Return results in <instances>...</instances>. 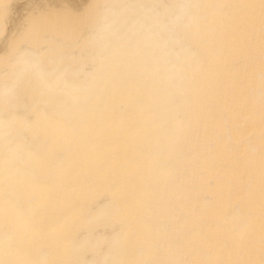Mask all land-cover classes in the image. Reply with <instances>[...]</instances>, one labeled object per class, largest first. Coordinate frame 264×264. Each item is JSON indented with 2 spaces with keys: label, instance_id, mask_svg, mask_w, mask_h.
Wrapping results in <instances>:
<instances>
[{
  "label": "bare ground",
  "instance_id": "bare-ground-1",
  "mask_svg": "<svg viewBox=\"0 0 264 264\" xmlns=\"http://www.w3.org/2000/svg\"><path fill=\"white\" fill-rule=\"evenodd\" d=\"M242 16L248 18L249 36L243 44L240 71L251 111L232 113L237 127L230 144L239 154L247 153L250 195L242 193L240 208L225 213L219 206L226 197L217 193L215 208H207L195 221L189 218L188 227L196 225L190 242L177 241L171 237L175 227L167 205L169 170L164 154L189 122L200 129L201 140L205 128H215L206 105L210 90L220 83L206 79V40ZM262 19L260 0H0V189L18 178L22 165L14 156L16 146L47 128L68 157L82 156L99 166L135 161L132 171L139 170L142 186L138 195L154 201L143 208L142 219L124 228L113 230L111 224L98 223L92 243L99 238L104 244L92 249L83 242L84 233L75 234L80 224L75 217L9 242L6 236L15 228L0 198V258L10 264L105 260L231 264L249 259L251 248V259L258 264L264 240ZM53 20L62 26L59 32L48 31L49 38L61 42L59 63L51 59L55 51L49 54L41 44L25 38L34 24L44 28ZM34 56L40 57L38 66L31 62ZM46 87L50 94L43 110L49 120L38 124L37 99ZM213 108L222 112L224 106ZM228 145L225 138L220 150ZM154 176L160 179L158 188ZM59 186L55 177H45L40 188L46 192ZM33 188L22 186L18 194L25 198ZM70 191L81 194L75 184ZM108 193V186L98 183L82 195L92 200ZM200 204L204 208L205 201ZM62 205L60 201L49 210L50 221ZM124 230L149 239L116 246L113 241ZM154 233L160 238H152ZM221 236L224 243H215Z\"/></svg>",
  "mask_w": 264,
  "mask_h": 264
},
{
  "label": "snow or ice",
  "instance_id": "snow-or-ice-1",
  "mask_svg": "<svg viewBox=\"0 0 264 264\" xmlns=\"http://www.w3.org/2000/svg\"><path fill=\"white\" fill-rule=\"evenodd\" d=\"M260 5L264 18V0H260ZM175 7L177 6H173ZM61 29L59 20L48 22L44 28L34 24L25 34V38L41 44L49 54L55 51L56 57L50 58L59 63L63 56L60 50L61 42L58 37L49 38L48 31L59 32ZM248 36V18L243 16L209 35L206 40L208 55L204 59L209 69L206 79L209 82L216 80L220 83V87L210 90V99L206 105L207 117L215 123V128H205L204 139L201 140L200 129H193L189 122L186 130L175 138L171 148L164 154L166 169L169 170L167 205L171 210L170 220L175 227L171 237L177 241L190 242V237L196 232V225L193 223L188 227L189 218L195 221L207 208H215L214 196L217 193L226 197L219 206L220 211L225 213L230 209L240 208L238 198L242 193L247 191L250 195L251 177L247 153L239 154L230 144L237 127L232 119V113L243 112L245 109L251 111V97L243 86L244 80L240 71L243 44ZM31 62L38 66L41 62L40 57H31ZM49 94L47 87L42 88L37 99V107L41 108L36 121L38 124L49 120L47 112L43 110ZM213 105H223L224 109L222 112L214 110ZM261 121L264 123V86L261 94ZM225 138L228 139L229 145L222 152L221 144ZM14 156L22 165L17 170L18 178L7 181L0 189V198L6 205V218L15 228V231H10L6 236L9 242L20 234H35L37 231L46 230L50 224H60L66 217H75L80 221L75 234L84 233L83 242L92 249H97L104 244V240L99 238L92 243L99 229L98 223L111 224L113 230L121 226L124 228L130 221L142 219L143 208L154 203L153 200H145L138 195L142 186L138 183L139 170L132 171L135 161H128L124 165L107 163L99 166L91 164L82 156L68 157L58 146L57 138L49 133L47 128H40L38 134L33 136V140L18 144L14 149ZM45 177H55L60 186L55 191H42L40 185ZM153 181L158 188L159 177L154 176ZM98 183L106 184L109 193L92 200L84 198L82 193ZM73 184L79 186L81 194L70 191ZM22 186H34L25 198L18 194ZM209 193L212 194L211 197ZM201 200L205 201L204 208L200 204ZM60 201H63V205L50 221L49 210ZM154 237L159 235L154 233L152 238ZM148 239L134 236L124 230L113 243L116 246L127 247L147 242ZM215 243H224L223 236L216 238ZM232 247L239 245L232 243ZM247 254L249 259H239L231 264H257L251 259L254 249L249 248ZM260 257L258 264H264V240L261 242ZM0 264L10 262L0 258ZM100 264H153V262L105 260ZM172 264L186 262L174 261Z\"/></svg>",
  "mask_w": 264,
  "mask_h": 264
}]
</instances>
